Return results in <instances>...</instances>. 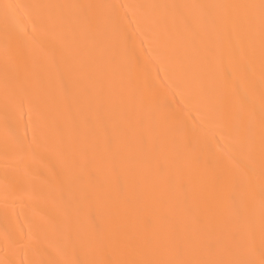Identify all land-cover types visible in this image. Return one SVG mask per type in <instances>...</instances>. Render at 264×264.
I'll return each mask as SVG.
<instances>
[{"label":"bare ground","instance_id":"6f19581e","mask_svg":"<svg viewBox=\"0 0 264 264\" xmlns=\"http://www.w3.org/2000/svg\"><path fill=\"white\" fill-rule=\"evenodd\" d=\"M0 264H264V0H0Z\"/></svg>","mask_w":264,"mask_h":264}]
</instances>
